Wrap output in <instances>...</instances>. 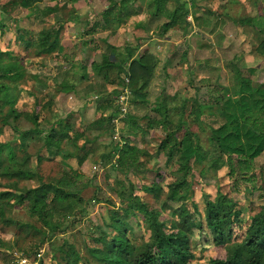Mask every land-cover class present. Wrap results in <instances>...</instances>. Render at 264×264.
Here are the masks:
<instances>
[{"label": "rangeland", "instance_id": "obj_1", "mask_svg": "<svg viewBox=\"0 0 264 264\" xmlns=\"http://www.w3.org/2000/svg\"><path fill=\"white\" fill-rule=\"evenodd\" d=\"M8 1L0 0V83L7 84L4 95L16 100L15 106L23 115L16 120L8 115V123L4 124L0 134V144L12 141L18 159L29 155L28 166L36 175L12 178L0 172V190L10 188L23 192V202L15 204L6 213L10 222H0V238L6 242L5 246H0V264L57 263L53 259V250L61 243L60 234L51 241L42 242L39 236L21 232L17 226L19 222H25L40 227L29 211L32 199L28 190L39 184L38 176L43 181L57 180L63 174L69 175L71 168L81 174L78 187L91 182L82 193L84 197L99 199L89 201L86 212L79 211L78 215L69 217L74 222L64 235L81 252L86 253L85 246L91 243L90 235L97 234V230L110 231L106 224L111 221V211L122 214L115 188L120 185L128 188L130 181L135 197L154 217L169 221L173 217L169 209L176 208L179 219L193 223L190 243L195 259L191 264L228 260L229 246L213 243L208 220L214 218L221 225L223 215L219 195L226 193L233 197L240 214L232 240H240L251 217L264 205V151L255 159L252 172L247 174L248 180L241 181L237 191L231 190L232 180L227 175L226 166L216 170L206 167L202 176L201 170L207 160L203 164H194L192 190L182 204L179 203L180 209L177 203H172L169 208L167 184L173 179L177 162L175 159L168 161L163 154L156 152L167 132L165 126L148 128L147 124L162 117L154 106L163 102L169 126L183 123L176 132L178 137L189 129L209 151L210 162L225 158L209 142L210 129L222 122L219 101L234 92L238 86V74L253 83L264 82V55L257 50L264 41V0H168V9L178 3L189 10L186 18L192 27L183 30L180 26H172L163 34L162 25L168 20V14L162 10L151 15L152 0H135L134 6L139 12L113 31L102 27L103 24L98 28L95 26L101 22L100 15L108 0H41L33 4L39 7L38 10L5 6ZM47 6H57L58 9L45 17L43 12ZM69 15L75 16L76 22L65 21ZM247 18L250 21L240 22ZM61 24L59 44L54 53L37 55L34 46L25 48L24 41H35L41 29H56ZM124 49L130 51L131 58L144 52L154 56L153 75L141 93L125 88L122 83L127 82V77L115 67L105 74L97 73L91 66L93 61L100 62L104 53L113 59H123L126 55ZM15 72L19 73L15 78L4 77ZM64 77L74 81L76 92L56 90ZM112 79L114 83L108 84ZM100 84L111 93L109 97L97 98ZM115 90L117 94L112 93ZM121 95L123 100L119 99ZM109 98L114 107L119 108L112 120L105 118L112 115L111 110L102 114L96 109L100 102ZM120 102L126 112L120 110ZM203 104L206 107L198 111L197 107ZM6 111V107L0 108V123ZM101 116L104 118L100 119ZM59 117L67 118L73 132L85 131L87 137L95 136L96 140L79 150L67 140L57 148V128L51 131V139L47 133ZM136 124L145 132L138 131L126 137L131 144L146 150L148 155L133 162L141 165L138 175L113 170L109 162H114V158L102 161L100 156L115 144L121 146V134ZM20 132H25L22 148L19 147ZM99 132L101 135L96 136ZM82 142L83 139L78 140L77 145ZM47 143L55 144L51 153L46 150ZM83 155L86 160L79 164L78 157ZM119 181L122 184H118ZM133 213L126 216L133 227L129 236L140 245L147 241L149 232L143 224V213L137 209ZM24 250L28 254H23ZM20 257L27 258V262L21 263Z\"/></svg>", "mask_w": 264, "mask_h": 264}, {"label": "trees", "instance_id": "obj_2", "mask_svg": "<svg viewBox=\"0 0 264 264\" xmlns=\"http://www.w3.org/2000/svg\"><path fill=\"white\" fill-rule=\"evenodd\" d=\"M41 0H9L5 6L23 7L26 9H39L35 2ZM77 2L79 0H69ZM168 0H152L151 15L165 10L168 14V20L163 23L161 34L172 26H180L183 30L191 26V21L186 17L189 10L181 4H176L173 9H168L166 3ZM135 0H108L106 8L101 13V22H97V28L101 25L104 28L116 30L123 25L128 17L136 15L139 11L134 6ZM5 8V7H4ZM33 9V11H35ZM57 6H47L43 12L44 16H49L57 11ZM76 17L69 15L65 21L76 22ZM250 18L240 20V22H248ZM64 23V22H62ZM41 29L38 32L35 41H24L25 48L35 47L37 55H50L54 53L60 36V28ZM192 27V26H191ZM1 30V25H0ZM160 34V35H161ZM20 38H24L21 36ZM257 50L264 55V41L258 45ZM126 53L123 59H113L109 54H102L100 62L93 61L91 66L97 70V73L105 72L108 74L112 68L120 70L127 77V82L122 83L125 88L141 93L143 92L153 75L155 60L152 54L146 52L131 58L129 50L124 49ZM18 72L4 75L6 78H15ZM238 86L232 94L224 95L219 101L218 109L222 118V122L217 127H211L209 142L220 151L225 158L218 161L209 159V151L206 150L198 136L191 130L185 129L181 137H178L177 131L183 127V123L179 122L176 126H169L166 122L165 103L160 102L154 106V110L160 112L162 117L152 119L148 124V128L155 126H165L167 132L160 140L157 153L163 154L166 160L175 159L177 167L173 172V179L167 184V203L169 208L172 203L180 204L184 201L187 194L192 190L193 168L194 164H203L207 160V165L201 170L202 176L206 172V167L216 170L220 166L227 167V175L232 180L231 190L237 191L241 181H247V174L251 173L255 159L264 151V82L253 83L249 78L237 75ZM124 80V78H123ZM108 84L114 83V80H108ZM101 89L97 93V98L109 97L108 92L102 84ZM8 89L7 84L0 83V108L6 107L7 111L2 117L0 123V134L3 133L4 124L8 123V115H12L13 119H18L22 112L18 111L15 106V99H7L4 95ZM57 91L63 93L76 92L74 81H69L64 77L56 88ZM117 94L118 91L112 92ZM112 99L103 101L97 106V110L101 113L105 110H111L112 115L106 116L107 120H112L113 115L119 112V108H115ZM206 105H199L198 111ZM118 109V111H117ZM36 116V115H35ZM104 116H101L100 119ZM36 119V117L34 118ZM67 119V118H66ZM64 118H56V123L50 126L49 133L57 128L59 133L56 136V146L65 141L79 150L85 144L96 140V137H87L85 131L73 132L72 124ZM134 122V120H133ZM102 123V121H101ZM97 124H100L97 121ZM135 124V123H134ZM112 128H110L111 130ZM138 131L142 133L145 129L134 125L127 132H123L119 138L122 141L121 146L116 144L107 153H102L100 158L102 161L114 158V162L110 161L113 170L122 171L124 173L133 172L138 175L139 163L135 165L133 162L138 161V157L148 155L144 149L131 144L127 135H135ZM112 132V131H111ZM25 132L18 134L19 147L24 146ZM100 132L96 136H100ZM51 139V137H50ZM83 142L78 146V140ZM48 140V139H47ZM67 140V141H66ZM50 143L51 140H50ZM47 143L46 150L51 153L52 145ZM71 155V154H70ZM86 156V155H85ZM79 156L78 163L82 164L86 157ZM30 156H22L17 158L15 147L12 141L0 144V172L8 177L24 178L36 175L35 171L28 166ZM28 166V167H27ZM81 174L76 169L71 168L69 175H62L57 180L43 181L41 176L39 184L29 190L32 202L29 205L30 214L35 216L40 223V227L35 223L19 222L18 228L21 232L27 231L30 236H39L42 242L51 241L54 236L60 234L61 243L54 247L53 259L56 264H191L195 259V254L191 250L190 232L193 226L192 222L186 223L184 218L177 217L178 209H169L173 216L169 221H160L154 217L152 213L142 204L134 195L133 184L129 181V187L120 185L115 188L117 198L122 210V214L116 210L109 214L110 222L105 223L110 231L97 230V234L90 235V244H86V253L81 252L73 242H71L65 233L70 223L74 220L69 219L71 215H78V212H86L89 201H99L96 197L85 198L82 194L91 182H86L82 187L77 186ZM249 178V177H247ZM118 184H122L121 181ZM98 189V187H97ZM23 202V192L15 189L0 190V222L8 223L10 219L6 213L15 205ZM220 207L222 210L223 220L219 225L214 218H209V224L213 231V243L215 245H227L230 249L228 260L212 261L213 264H264V205L251 217L244 235L237 242H233V229L239 220V211L236 210L235 200L226 193L219 195ZM180 203V204H179ZM114 204V202L112 203ZM137 209L143 213V224L149 232L147 241H143L140 245L135 244L129 233L133 232L132 224L128 222L126 216ZM67 222V223H66ZM192 225V226H191ZM28 229V230H27ZM5 241L0 238V246H5ZM38 254V249L35 250ZM28 254V251H23ZM39 264H44L40 261Z\"/></svg>", "mask_w": 264, "mask_h": 264}, {"label": "built area", "instance_id": "obj_3", "mask_svg": "<svg viewBox=\"0 0 264 264\" xmlns=\"http://www.w3.org/2000/svg\"><path fill=\"white\" fill-rule=\"evenodd\" d=\"M119 99H122L123 100V97H122V95L121 96H119ZM123 104H122V102H120V110L122 111V112H126V107H123L122 106ZM19 261L21 262V263H26L27 262V258H25V257H20L19 258Z\"/></svg>", "mask_w": 264, "mask_h": 264}, {"label": "crops", "instance_id": "obj_4", "mask_svg": "<svg viewBox=\"0 0 264 264\" xmlns=\"http://www.w3.org/2000/svg\"><path fill=\"white\" fill-rule=\"evenodd\" d=\"M106 7H104V9H105ZM98 106V105H97ZM97 109V108H96ZM99 113H101V110H97Z\"/></svg>", "mask_w": 264, "mask_h": 264}]
</instances>
